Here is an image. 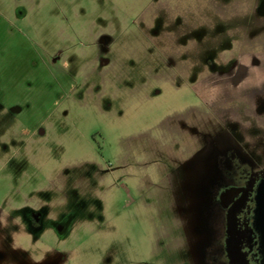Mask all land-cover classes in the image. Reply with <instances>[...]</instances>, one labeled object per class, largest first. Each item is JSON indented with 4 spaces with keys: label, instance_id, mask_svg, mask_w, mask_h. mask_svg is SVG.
Here are the masks:
<instances>
[{
    "label": "rangeland",
    "instance_id": "rangeland-1",
    "mask_svg": "<svg viewBox=\"0 0 264 264\" xmlns=\"http://www.w3.org/2000/svg\"><path fill=\"white\" fill-rule=\"evenodd\" d=\"M257 7L0 0V211L14 220L0 264H214L224 195L206 136L264 160V127L236 100L263 70L226 79Z\"/></svg>",
    "mask_w": 264,
    "mask_h": 264
},
{
    "label": "flooded vegetation",
    "instance_id": "flooded-vegetation-1",
    "mask_svg": "<svg viewBox=\"0 0 264 264\" xmlns=\"http://www.w3.org/2000/svg\"><path fill=\"white\" fill-rule=\"evenodd\" d=\"M252 14L259 18V27L253 29L250 26L245 29L248 51L240 53L235 61L236 65L232 72L235 78L232 73H228L232 76L226 78L235 81L236 85L240 77H249L250 70L264 71V7L252 9ZM250 61L251 68H248L246 64ZM263 71L259 73L261 77L249 87L240 88L242 92L236 99L245 103L249 116L258 121L262 127H264ZM2 89L0 71V94L3 93ZM8 110L14 115H19L23 112V107L16 103L8 107ZM206 140L212 150L206 157V167L208 174L210 171L216 174L217 171L218 181L212 184L223 192L224 198L221 195L219 198L224 199V205L219 209L218 235L215 241L205 248V257L214 264H264V235L260 226L264 160L259 164L254 162L238 147L232 135H219L214 138L206 136ZM29 218L34 229L41 227L43 215L39 211L32 212ZM13 222L14 220L9 217L3 219L0 211V240L5 227Z\"/></svg>",
    "mask_w": 264,
    "mask_h": 264
},
{
    "label": "water",
    "instance_id": "water-1",
    "mask_svg": "<svg viewBox=\"0 0 264 264\" xmlns=\"http://www.w3.org/2000/svg\"><path fill=\"white\" fill-rule=\"evenodd\" d=\"M260 200H261L260 212H261V216H262L260 226H261V229H262V232L264 235V190L261 193Z\"/></svg>",
    "mask_w": 264,
    "mask_h": 264
}]
</instances>
